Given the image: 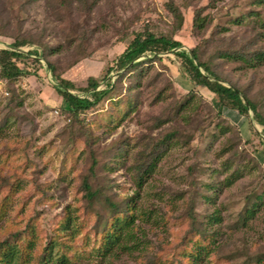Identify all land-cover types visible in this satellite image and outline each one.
Segmentation results:
<instances>
[{
  "label": "rangeland",
  "instance_id": "374dc122",
  "mask_svg": "<svg viewBox=\"0 0 264 264\" xmlns=\"http://www.w3.org/2000/svg\"><path fill=\"white\" fill-rule=\"evenodd\" d=\"M169 2L184 15L179 32ZM197 12L205 24L200 30L193 25ZM145 31L175 37L187 51L198 46L202 61L264 117V64L251 68L219 58L233 52L250 60L264 51L260 0H0V49L10 50L20 39L47 56L43 68L11 84L12 101L0 96V203L7 204L0 242L30 226L43 245L59 239L76 247L73 264H195L199 247L210 252L200 264H264V203L254 219L243 221L247 205L264 190L263 127L251 109L240 116L207 90L195 89L172 52L159 54L138 79L115 70L102 80ZM55 75L75 83L73 95L91 96L79 90L89 77L102 80L97 91L109 80L116 90L77 123L62 112L69 105L57 97ZM130 99L140 107L126 115ZM172 130L178 144L140 192L136 211L160 221L138 222L142 251L103 263L95 241L106 220L98 219L109 212L103 198L90 204L83 191L92 154L100 162V185L109 183L108 193L119 202L135 192V172L128 168L138 152ZM230 175L235 178L228 184ZM216 212L220 224L209 222Z\"/></svg>",
  "mask_w": 264,
  "mask_h": 264
},
{
  "label": "trees",
  "instance_id": "16d2710c",
  "mask_svg": "<svg viewBox=\"0 0 264 264\" xmlns=\"http://www.w3.org/2000/svg\"><path fill=\"white\" fill-rule=\"evenodd\" d=\"M260 1L264 2V0ZM167 8L177 21L178 26L175 31L179 32L184 24V15L172 2L167 4ZM193 25L198 30L203 29L205 25L204 19H202L199 12L195 14ZM11 47L15 49L30 47V49L27 54L0 49V79L6 83L3 87L4 92L0 91V96L8 101L13 99L14 96V91L10 87L11 84L21 77L29 76L32 73V68H43L41 58L47 59L46 53L42 49L37 46L33 48L31 43L26 40L16 39L11 43ZM182 47L183 44L172 36H157L150 31L137 33L118 58L113 60L112 65L101 79L105 80L115 70L124 71L123 76L132 75L135 79H138L144 69L150 67L152 63L157 61L159 54L172 52L180 60L186 77L194 85L195 89L207 90L209 94L217 98L219 104L229 110L236 111L240 116H247L249 109H251L255 114L258 124L264 129V117L258 110L257 105L235 86L225 85L220 80L219 74L213 71L209 64L202 61L198 46L193 47L190 51L182 49ZM148 54L155 57L139 61L140 58ZM253 56L252 59L248 60L245 56H234L233 52L219 53V58L242 61L251 68L264 64V51L260 53L256 52ZM48 65L52 70L56 69L50 61H48ZM55 77L60 83L55 88L57 97L69 105V108L62 112L69 113L73 122L77 123L85 122L86 116L96 109L102 101L109 100L115 92L114 90H116V86L112 83V80H109L105 90L97 91L102 80L100 78L89 77L87 86L79 88L82 93L91 92V96L86 98L85 96L73 95L69 92V90L77 89L74 82L66 80L62 76L55 75ZM5 92L8 93V96L5 95ZM130 96L128 95V99ZM133 98L135 100V94ZM121 102H123V99ZM125 104L129 107L128 111L126 109V115L138 111L140 107L139 102L132 101V99L129 102H125ZM123 117L124 115L121 118L122 121ZM166 120L160 121L159 127L164 125ZM178 136L179 133L176 130H172L162 135V137L151 138L147 141L145 147L138 152L135 164L128 168L135 172V192L132 196L125 197L119 202L114 200L108 193L109 183L107 187L103 183L101 184L102 186L100 185V180H98L100 162L96 159L94 153L92 154L93 161L85 177L83 191L85 192V197L90 201V204H94L96 199L103 198L104 204L109 212L107 218L100 217L98 219V221H101L103 224L105 222V224L101 238L95 241L96 254L97 256H101L103 263L111 257L122 254H133L135 251H142L144 249L141 248L143 241L137 233L138 231H142L140 225L138 226V222L144 218H146V222H150L153 219L152 213L139 212V214H136L138 202L141 200L140 192L146 183H148L149 179L156 173L164 156L174 145L176 146L178 144L176 143ZM237 172L235 170L236 174H238ZM234 178V175H230L226 182L231 184ZM91 180H97L95 183H98V187ZM104 191L107 192L104 193ZM263 203L264 190L258 194L252 206L247 205L243 216L244 223L255 218L256 213L260 210ZM5 205H7L6 202L0 203V220L5 216ZM104 219L106 220L104 221ZM157 219L159 218L153 220L155 224L160 221ZM221 219L219 212H216V214L210 217L209 222L220 224ZM72 222L69 219L64 225L65 229H69ZM40 243V236L30 226L22 233L18 232L10 238H6L0 242V264H73L74 259L78 257L75 256L79 251L76 247L62 242L59 239H52L44 245ZM209 253L207 248L199 247L198 252L193 255L194 263L200 264L203 257L208 256Z\"/></svg>",
  "mask_w": 264,
  "mask_h": 264
},
{
  "label": "built area",
  "instance_id": "2783aa9c",
  "mask_svg": "<svg viewBox=\"0 0 264 264\" xmlns=\"http://www.w3.org/2000/svg\"><path fill=\"white\" fill-rule=\"evenodd\" d=\"M5 84H6L5 81H3V80L0 79V91H3L4 92L3 87H4ZM5 95L8 96V93L5 92Z\"/></svg>",
  "mask_w": 264,
  "mask_h": 264
},
{
  "label": "water",
  "instance_id": "95a60500",
  "mask_svg": "<svg viewBox=\"0 0 264 264\" xmlns=\"http://www.w3.org/2000/svg\"><path fill=\"white\" fill-rule=\"evenodd\" d=\"M10 50H13V51H17V52H21V53L27 54V53H25L24 51H21V49H15V48H13V47H11ZM89 94H91V92H90ZM249 110H250V109H249Z\"/></svg>",
  "mask_w": 264,
  "mask_h": 264
}]
</instances>
